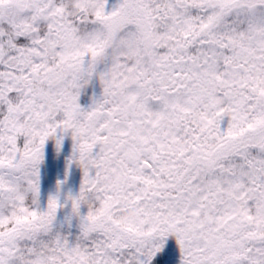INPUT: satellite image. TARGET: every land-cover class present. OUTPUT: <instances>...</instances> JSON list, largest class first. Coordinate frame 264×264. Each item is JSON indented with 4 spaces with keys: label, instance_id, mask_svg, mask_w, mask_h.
Returning a JSON list of instances; mask_svg holds the SVG:
<instances>
[{
    "label": "snow or ice",
    "instance_id": "1",
    "mask_svg": "<svg viewBox=\"0 0 264 264\" xmlns=\"http://www.w3.org/2000/svg\"><path fill=\"white\" fill-rule=\"evenodd\" d=\"M0 264H264V0H0Z\"/></svg>",
    "mask_w": 264,
    "mask_h": 264
}]
</instances>
